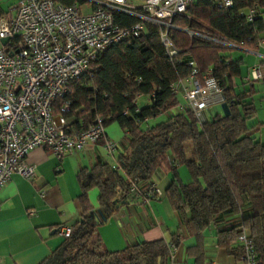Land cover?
Returning <instances> with one entry per match:
<instances>
[{"label":"trees","instance_id":"obj_1","mask_svg":"<svg viewBox=\"0 0 264 264\" xmlns=\"http://www.w3.org/2000/svg\"><path fill=\"white\" fill-rule=\"evenodd\" d=\"M251 8L254 17L247 21L240 13ZM263 11L264 0H232L226 8L220 0H191L172 20L174 28L168 34L177 54L171 59L160 43L159 28L145 24L137 36L102 50L86 72L69 83L66 94L56 100L54 112L68 101L69 111L63 116L72 130L84 129L96 118L104 127L116 123L123 135L116 157L119 168L102 160L78 171L80 220L71 227L70 236L37 264H168L167 243L162 239L107 251L99 248L95 234L97 224L122 204L137 199L130 192L131 183L142 190L168 172L171 179L163 194L181 220L170 235L173 247L184 232L193 237L186 252L194 264H207L202 262L203 231L217 226L223 215H232L231 221L215 228L216 242L234 255L237 264L241 251L230 241L244 230L258 264H264V143L246 125L255 113L250 98L253 82L240 80L244 62L242 57H231L236 49L183 31L223 38L252 50L264 30ZM113 17L120 26L136 21L116 10ZM190 61L199 77L208 72L221 87L228 116L210 112L199 122L181 97L172 94L170 85L189 75ZM139 96L146 99L142 105L136 103ZM161 115L163 120L149 123ZM178 165L188 173L186 184L177 175ZM92 188L98 191L99 216L90 218L94 211L87 192Z\"/></svg>","mask_w":264,"mask_h":264},{"label":"built area","instance_id":"obj_2","mask_svg":"<svg viewBox=\"0 0 264 264\" xmlns=\"http://www.w3.org/2000/svg\"><path fill=\"white\" fill-rule=\"evenodd\" d=\"M128 0H75L65 4L60 0H13L0 5V188L16 173L25 179L34 177L35 165L26 160L34 148H43L60 159L66 154L80 152L86 145L103 140L106 155H112L116 144L106 137L99 118L84 129H70L64 113L70 103L64 101L54 112L56 100L61 99L71 81L87 70L89 63L109 45L137 36L145 24L159 28L160 43L169 59L177 49L169 37L174 28L172 20L182 14L191 0H141L132 5ZM232 0H220L229 7ZM136 18L129 26L118 25L113 11ZM247 21L254 10L242 13ZM264 23V11L260 14ZM223 47L251 52L223 38L208 37L183 29ZM264 43V30L257 37L256 47ZM242 76L244 81L264 80L263 54ZM264 61V60H263ZM189 75L170 85L173 95H179L202 122L211 109L223 102L221 87L214 84L210 74L199 77L193 62H188ZM118 169L117 166H112ZM130 192L144 203L158 193L155 181L144 189L131 183ZM43 196V191H40ZM58 234L67 238L71 227L59 226ZM239 247L238 264H258L250 237L244 230L230 241ZM168 264L173 261L174 247L167 243Z\"/></svg>","mask_w":264,"mask_h":264},{"label":"crops","instance_id":"obj_3","mask_svg":"<svg viewBox=\"0 0 264 264\" xmlns=\"http://www.w3.org/2000/svg\"><path fill=\"white\" fill-rule=\"evenodd\" d=\"M252 50L253 53L245 52L248 54L247 59L242 58L244 62L240 77L242 82H244L242 76L248 68L260 61L257 53L264 55V43L259 47L255 45ZM263 60L264 58L261 62L264 65ZM235 84L240 86V81L236 79ZM139 99L140 104L137 102ZM145 101L146 99L142 96L136 99L138 105H142ZM181 101L184 100L181 98ZM211 110L212 114L221 112L218 106ZM105 134L116 144V150L112 155L104 153L102 139L94 145H86L80 152L66 154L60 159H56L43 148H34L27 154L26 160L35 165L34 177L28 180L13 173L0 188V264L39 263L62 241L63 238L58 237L60 234L57 228L77 225L81 213L77 200L80 192L76 178L78 171L90 169L96 162L102 160L109 163L111 167L117 166L116 157L123 137L122 132L114 123L105 128ZM176 172L182 184L189 181L184 166H176ZM160 178H168L166 187L171 174L168 172ZM164 189L160 192L158 190L153 198H149L144 203L133 199L122 204L111 217L97 224L95 234L99 240V248L117 251L135 243L159 239L169 243L171 233L181 226V220L170 208L163 194ZM40 191H43L42 197ZM87 196L93 211L96 206V211L89 217H98L97 189L88 190ZM92 199L95 200V205ZM232 218H234L232 215H223L217 226H223ZM217 226H212L202 233L204 239L202 262L235 264L234 255L216 242L215 228ZM192 242V236L184 232L181 234L180 241L174 247V262L194 264L192 255L186 252V247Z\"/></svg>","mask_w":264,"mask_h":264},{"label":"rangeland","instance_id":"obj_4","mask_svg":"<svg viewBox=\"0 0 264 264\" xmlns=\"http://www.w3.org/2000/svg\"><path fill=\"white\" fill-rule=\"evenodd\" d=\"M13 2V0H0V5L6 7L7 4H10ZM129 4L132 5H138L141 0H128ZM231 57L237 58L242 57L243 59H247L248 54L242 51L233 50L231 51ZM254 92L251 94V100L253 101L254 107H255V113L253 117H249L246 119V125L250 128V132L252 133V136L256 137L258 140H260L262 143H264V83L263 81H257L253 83ZM138 104L141 103L140 99L137 101ZM219 107V106H218ZM163 120V116H158L157 118L150 120L149 123H156ZM114 124L110 123L107 126ZM105 126L104 129L107 127ZM190 142L185 144L186 150L189 148ZM155 180L156 185L158 186L159 192L164 189L165 185L168 182V178H156ZM93 204L95 203V200L92 199ZM95 205V204H94ZM94 211H96V206L94 208ZM60 239L63 237L58 235ZM178 256V255H177Z\"/></svg>","mask_w":264,"mask_h":264},{"label":"water","instance_id":"obj_5","mask_svg":"<svg viewBox=\"0 0 264 264\" xmlns=\"http://www.w3.org/2000/svg\"><path fill=\"white\" fill-rule=\"evenodd\" d=\"M6 40H7L6 38L0 39V43L4 44L6 42ZM219 107H220V110H221L223 116H228L229 115L228 106H227V104L225 102L220 103Z\"/></svg>","mask_w":264,"mask_h":264}]
</instances>
